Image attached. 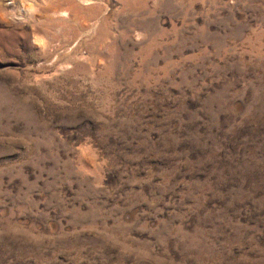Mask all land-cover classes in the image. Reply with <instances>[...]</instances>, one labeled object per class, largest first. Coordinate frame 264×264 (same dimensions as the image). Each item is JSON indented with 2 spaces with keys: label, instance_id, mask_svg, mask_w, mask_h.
Masks as SVG:
<instances>
[{
  "label": "rangeland",
  "instance_id": "obj_1",
  "mask_svg": "<svg viewBox=\"0 0 264 264\" xmlns=\"http://www.w3.org/2000/svg\"><path fill=\"white\" fill-rule=\"evenodd\" d=\"M0 264H264V0H0Z\"/></svg>",
  "mask_w": 264,
  "mask_h": 264
}]
</instances>
